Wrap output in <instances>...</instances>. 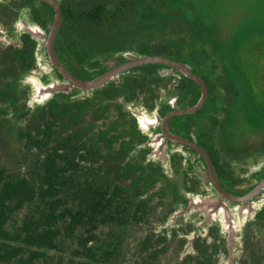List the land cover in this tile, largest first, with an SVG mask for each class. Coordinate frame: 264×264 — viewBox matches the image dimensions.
Returning a JSON list of instances; mask_svg holds the SVG:
<instances>
[{
    "label": "flooded vegetation",
    "instance_id": "af4514ba",
    "mask_svg": "<svg viewBox=\"0 0 264 264\" xmlns=\"http://www.w3.org/2000/svg\"><path fill=\"white\" fill-rule=\"evenodd\" d=\"M195 1L59 0L56 8L47 0H0V27L15 42L0 47V94L10 99L0 113L17 135L39 117L67 129L64 136L77 133L78 174L90 176L93 188L124 185L150 209H165L163 235L181 234L192 248L216 238L227 260L219 222L191 211L189 197H211L217 188L243 197L264 180V96L256 98L264 81L255 86L239 56L240 38L264 28V4L254 0L253 16L224 38L207 18L218 0H199L201 13ZM88 7L83 22L79 12ZM21 16L47 40L52 35L53 52L71 75L103 83L91 94L58 92L29 105L32 89L21 80L38 71L37 42L17 27ZM145 57L159 61L138 60ZM246 238L264 249V205L244 222L234 264L237 251V264L249 259Z\"/></svg>",
    "mask_w": 264,
    "mask_h": 264
},
{
    "label": "trees",
    "instance_id": "16d2710c",
    "mask_svg": "<svg viewBox=\"0 0 264 264\" xmlns=\"http://www.w3.org/2000/svg\"><path fill=\"white\" fill-rule=\"evenodd\" d=\"M101 5L100 16L107 11ZM90 12L89 7L79 12L83 22L89 20ZM9 100L0 94V106ZM35 121L30 125L33 127L17 136L28 148L45 152L42 162L28 178L8 173L0 165V264H50L48 253L57 251L61 244L60 222L65 224L66 233L85 228L90 235L104 224H128L142 219L150 209L140 201L134 203L132 195L120 185L114 184L111 191L109 185L93 188L92 179L78 174L81 137L77 133L64 136L67 129L64 133L55 129L56 121L46 123L44 117ZM33 204L35 210L25 214L19 228L10 231L7 225L11 217ZM88 236L81 243L83 249L88 238H92ZM245 245H250V253L243 264H264V249L250 238H246ZM85 252L89 259L94 254L90 249ZM192 262L200 264L198 260ZM65 264L81 263L70 258Z\"/></svg>",
    "mask_w": 264,
    "mask_h": 264
},
{
    "label": "rangeland",
    "instance_id": "374dc122",
    "mask_svg": "<svg viewBox=\"0 0 264 264\" xmlns=\"http://www.w3.org/2000/svg\"><path fill=\"white\" fill-rule=\"evenodd\" d=\"M195 2L197 13H201L202 2L199 0ZM253 2L254 0H218L207 18L216 19L223 37H230L234 29L239 26L238 24L245 23L243 18L253 16L251 10V6L254 7ZM204 13L209 11L205 10ZM3 32L4 27L1 26L0 47L15 44L14 40L5 36ZM240 40L242 41L239 56L245 61L251 82L256 86L264 81V28L260 31H248ZM43 73L47 71L38 67V71L32 76L40 81ZM256 87V98L259 100L264 96V84ZM9 119L4 115L0 117V165L8 173L28 178L44 159L45 152L30 149L24 141L18 140L17 134L6 127ZM35 122V120L32 121L33 124ZM29 123L30 121L25 119L22 125L26 128ZM119 185L125 188L124 185ZM128 192L135 203L137 197L133 196L129 188ZM33 210H35L34 204L17 211L9 220L7 228L15 231L22 224L25 214ZM164 211V208H152L142 219L128 224L117 222L104 224L94 229L90 235L85 228H79L73 234L66 233L65 224L60 222L58 226L62 229V236L59 237L61 244L57 251L48 253V263L65 264L70 258H74L81 264H192L194 260L200 261V264H226L225 243L217 242L216 238L198 243L195 248H192L190 242L187 243L181 239V234L163 235L161 226ZM190 218L188 217L186 222ZM219 234L221 237V233ZM88 235L92 238H88L89 242L83 249L81 243ZM204 236H207V232ZM205 246L210 247L207 252L204 251ZM87 249L94 253L90 259L85 257ZM26 255L27 253L24 257ZM241 256L242 253L237 251L236 264Z\"/></svg>",
    "mask_w": 264,
    "mask_h": 264
},
{
    "label": "water",
    "instance_id": "95a60500",
    "mask_svg": "<svg viewBox=\"0 0 264 264\" xmlns=\"http://www.w3.org/2000/svg\"><path fill=\"white\" fill-rule=\"evenodd\" d=\"M58 8L59 0H47ZM17 27L37 42L35 50L36 65L50 73L47 84L41 83L37 77L27 74L21 80L22 84H28L32 89L29 105L33 103L42 106L53 94L58 92H75L91 94L103 83V79L95 82H82L71 75L59 62L53 52L52 35L47 37L40 26L32 19L22 17L17 22ZM55 28V27H54ZM141 62L159 61L155 58H139ZM142 127V125H141ZM218 192L211 197L190 198L191 211L203 214L208 222L218 221L222 234L226 238L227 262L234 264L235 250L240 230L247 220L253 218L264 205V180L250 193L243 197H233L217 188ZM235 201L238 204L232 205Z\"/></svg>",
    "mask_w": 264,
    "mask_h": 264
}]
</instances>
